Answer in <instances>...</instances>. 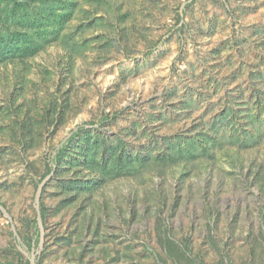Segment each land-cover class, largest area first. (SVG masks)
I'll return each instance as SVG.
<instances>
[{"label":"rangeland","instance_id":"374dc122","mask_svg":"<svg viewBox=\"0 0 264 264\" xmlns=\"http://www.w3.org/2000/svg\"><path fill=\"white\" fill-rule=\"evenodd\" d=\"M62 2L0 63V264H264V0ZM123 146L148 160L89 166Z\"/></svg>","mask_w":264,"mask_h":264},{"label":"trees","instance_id":"16d2710c","mask_svg":"<svg viewBox=\"0 0 264 264\" xmlns=\"http://www.w3.org/2000/svg\"><path fill=\"white\" fill-rule=\"evenodd\" d=\"M36 0H0V6L6 7L5 14H0V63L10 60L21 59L34 55L40 52L45 45L51 41L52 34L59 35L63 29V24L70 20L72 12H65L67 8L62 0H39V5ZM13 21V22H12ZM80 133L75 130L68 140L64 141L62 146L57 149L53 162L57 163L59 156L68 148V142L71 138L77 137ZM170 146L166 148L169 153H160L158 160L168 165L186 164L188 165V154L191 148L183 146L181 141L169 140ZM174 144V146H173ZM122 152L117 154L110 153L108 157L93 162L87 161L93 169L98 167V170L103 171L111 165V172H117V177L131 174V166L136 162L147 161L143 152L138 150H128L124 146ZM138 154L135 155V152ZM176 152V153H174ZM170 154V155H169ZM102 175V180L106 174ZM101 178V177H100ZM75 179L72 180L69 188H73ZM92 181H82L79 188L76 190L74 200L79 197L80 193L88 192L92 188ZM75 188V187H74ZM70 190V189H69ZM43 207V205H41ZM41 216H44L42 209ZM40 234V233H39ZM34 239L33 245L36 246L40 242V235ZM83 253L85 248L82 249ZM81 253V254H83ZM20 264H31L30 260Z\"/></svg>","mask_w":264,"mask_h":264}]
</instances>
